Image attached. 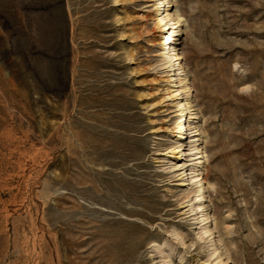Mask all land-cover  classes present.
Returning a JSON list of instances; mask_svg holds the SVG:
<instances>
[{
  "label": "rangeland",
  "instance_id": "374dc122",
  "mask_svg": "<svg viewBox=\"0 0 264 264\" xmlns=\"http://www.w3.org/2000/svg\"><path fill=\"white\" fill-rule=\"evenodd\" d=\"M158 4L0 0V264H264V0Z\"/></svg>",
  "mask_w": 264,
  "mask_h": 264
},
{
  "label": "bare ground",
  "instance_id": "6f19581e",
  "mask_svg": "<svg viewBox=\"0 0 264 264\" xmlns=\"http://www.w3.org/2000/svg\"><path fill=\"white\" fill-rule=\"evenodd\" d=\"M152 2H157L159 1L158 6L155 7V12L153 15L150 16V19L153 20L155 22V29L157 31H159V42H157L159 44V46H161L162 44H164V49L166 48V53H162V55L167 54V59L170 62H174L176 60L180 59V55L179 53H172L170 50V46H167L168 42L172 40L173 35L175 34L176 28L177 26H179V18H176L174 20V24H175V29L171 34H168V21H169V13L167 12V7L168 4L171 0H150ZM160 8V9H159ZM155 42H151V45L154 44ZM174 65L172 64L171 66V71L168 75H172V72L174 70ZM176 82V80H175ZM174 84V83H173ZM176 86V84L170 86V87H174ZM168 92V99L171 98H177V96L180 94V89L176 88V89H167ZM177 105V113L176 118L173 121V129H170L171 132V136L174 138L173 141H175V143L177 144L171 152H169L168 156L169 157H173V158H178L179 153L181 151V147L183 145V142L180 140V138H183L184 133H185V124H186V117H187V103L185 100H180L176 103ZM198 140H200V138H198ZM196 151L195 154H199L200 156L198 157V163L197 165L203 164L204 161V150L202 148L201 143H199L196 147H195ZM202 174V173H201ZM200 174V175H201ZM200 180H204V176H200ZM204 193V188L201 185L199 188V192L197 193V195H201ZM202 216L197 217V224L199 225L202 222ZM224 264V263H221Z\"/></svg>",
  "mask_w": 264,
  "mask_h": 264
}]
</instances>
